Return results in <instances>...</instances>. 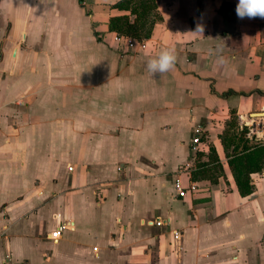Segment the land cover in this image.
Returning <instances> with one entry per match:
<instances>
[{
    "label": "crops",
    "instance_id": "obj_1",
    "mask_svg": "<svg viewBox=\"0 0 264 264\" xmlns=\"http://www.w3.org/2000/svg\"><path fill=\"white\" fill-rule=\"evenodd\" d=\"M117 1L0 0V264H264V170L241 196L219 138L234 110L264 140V18L155 0L145 46L128 48L107 30L129 14ZM173 48L175 67L151 73ZM198 126L215 183L190 179ZM176 179L196 189L179 196Z\"/></svg>",
    "mask_w": 264,
    "mask_h": 264
},
{
    "label": "trees",
    "instance_id": "obj_2",
    "mask_svg": "<svg viewBox=\"0 0 264 264\" xmlns=\"http://www.w3.org/2000/svg\"><path fill=\"white\" fill-rule=\"evenodd\" d=\"M129 14L111 16L107 30L117 35L130 36L137 42L150 37L154 24L160 19L155 0H119L113 6ZM132 16V18H131ZM97 41L101 40V31L93 28ZM226 161L241 196L251 195L255 191L252 174L264 170V140H258L249 134V127L240 125L234 110L225 120V128L219 136ZM195 164L190 171L192 181L209 180L215 183L224 175L222 162L213 145L208 153L195 152ZM264 242V235L262 237Z\"/></svg>",
    "mask_w": 264,
    "mask_h": 264
},
{
    "label": "built area",
    "instance_id": "obj_3",
    "mask_svg": "<svg viewBox=\"0 0 264 264\" xmlns=\"http://www.w3.org/2000/svg\"><path fill=\"white\" fill-rule=\"evenodd\" d=\"M117 40H119V42L123 43L126 47L128 48H135L137 45L140 47H144L145 46V42L144 40H142L141 42H137L134 38L130 37V36H124V35H118L116 37ZM203 132V128L201 126H198L195 131L194 134L192 136L191 139V149L194 150H198L199 148L197 147V145L200 143L201 141V136ZM190 167V164H186L185 165V170H188ZM69 170H71V167L68 168ZM174 188L176 193L179 196H184L186 193V190H195L196 189V185L194 182L190 183L187 187L182 186L181 182L179 179H176L175 184H174ZM166 222V220L162 219V218H153V219H148V220H142V224L147 225V226H161ZM73 228V222L71 220H64L62 222H60L58 224V226L48 235V238L52 241H56L58 240L61 235L62 232L65 229H72ZM172 240L173 243L177 244L181 238V232L178 230L173 231V235H172ZM6 261H10V258L7 256L6 257ZM19 264H23V263H19Z\"/></svg>",
    "mask_w": 264,
    "mask_h": 264
},
{
    "label": "clouds",
    "instance_id": "obj_4",
    "mask_svg": "<svg viewBox=\"0 0 264 264\" xmlns=\"http://www.w3.org/2000/svg\"><path fill=\"white\" fill-rule=\"evenodd\" d=\"M237 16L241 19L264 18V0H239L236 7ZM203 27L197 26L196 33L201 34ZM176 55L175 49H165L158 57L150 59L147 63L148 70L153 74H163L171 71L175 67Z\"/></svg>",
    "mask_w": 264,
    "mask_h": 264
},
{
    "label": "rangeland",
    "instance_id": "obj_5",
    "mask_svg": "<svg viewBox=\"0 0 264 264\" xmlns=\"http://www.w3.org/2000/svg\"><path fill=\"white\" fill-rule=\"evenodd\" d=\"M238 120H239V119H238ZM239 124H240V125H244V124H242L240 121H239ZM249 134H252V133H251V129H250V127H249ZM195 151H196V150H194V151H193V150H190V156L193 158V165L195 164V156H196L195 153H194Z\"/></svg>",
    "mask_w": 264,
    "mask_h": 264
}]
</instances>
